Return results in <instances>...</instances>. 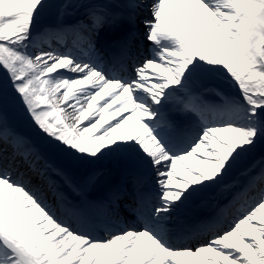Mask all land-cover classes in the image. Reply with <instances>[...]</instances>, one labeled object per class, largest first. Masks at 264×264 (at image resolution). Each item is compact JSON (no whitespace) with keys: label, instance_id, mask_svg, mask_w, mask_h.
Masks as SVG:
<instances>
[{"label":"snow or ice","instance_id":"snow-or-ice-1","mask_svg":"<svg viewBox=\"0 0 264 264\" xmlns=\"http://www.w3.org/2000/svg\"><path fill=\"white\" fill-rule=\"evenodd\" d=\"M0 264H264V0H0Z\"/></svg>","mask_w":264,"mask_h":264},{"label":"bare ground","instance_id":"bare-ground-1","mask_svg":"<svg viewBox=\"0 0 264 264\" xmlns=\"http://www.w3.org/2000/svg\"><path fill=\"white\" fill-rule=\"evenodd\" d=\"M140 28H142V27H140ZM139 30H140V32H143V29H139ZM115 33L118 34V35H121V32L120 31H115ZM107 179L110 180V181H113V182L115 180H117L116 177H115V175H111Z\"/></svg>","mask_w":264,"mask_h":264}]
</instances>
